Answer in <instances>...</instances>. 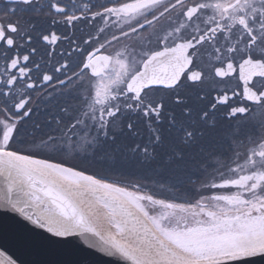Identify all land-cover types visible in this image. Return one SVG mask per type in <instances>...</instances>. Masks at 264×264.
Here are the masks:
<instances>
[{
	"label": "snow or ice",
	"instance_id": "obj_1",
	"mask_svg": "<svg viewBox=\"0 0 264 264\" xmlns=\"http://www.w3.org/2000/svg\"><path fill=\"white\" fill-rule=\"evenodd\" d=\"M258 112L264 0H0V217L53 244L264 264Z\"/></svg>",
	"mask_w": 264,
	"mask_h": 264
},
{
	"label": "water",
	"instance_id": "obj_2",
	"mask_svg": "<svg viewBox=\"0 0 264 264\" xmlns=\"http://www.w3.org/2000/svg\"><path fill=\"white\" fill-rule=\"evenodd\" d=\"M0 246L23 264H113L76 240L53 244L47 234L15 217H0Z\"/></svg>",
	"mask_w": 264,
	"mask_h": 264
},
{
	"label": "flooded vegetation",
	"instance_id": "obj_3",
	"mask_svg": "<svg viewBox=\"0 0 264 264\" xmlns=\"http://www.w3.org/2000/svg\"><path fill=\"white\" fill-rule=\"evenodd\" d=\"M234 86V84H233ZM254 122H264V112H258L255 114V117H254Z\"/></svg>",
	"mask_w": 264,
	"mask_h": 264
}]
</instances>
